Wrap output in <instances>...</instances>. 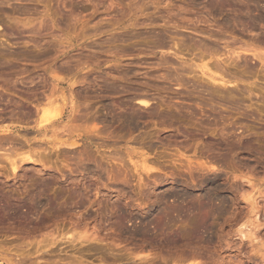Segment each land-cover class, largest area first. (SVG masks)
<instances>
[{
	"label": "rangeland",
	"instance_id": "374dc122",
	"mask_svg": "<svg viewBox=\"0 0 264 264\" xmlns=\"http://www.w3.org/2000/svg\"><path fill=\"white\" fill-rule=\"evenodd\" d=\"M233 1L0 0V264H264V23ZM79 153L103 176L82 178ZM210 158L237 201L218 214L191 207Z\"/></svg>",
	"mask_w": 264,
	"mask_h": 264
},
{
	"label": "bare ground",
	"instance_id": "6f19581e",
	"mask_svg": "<svg viewBox=\"0 0 264 264\" xmlns=\"http://www.w3.org/2000/svg\"><path fill=\"white\" fill-rule=\"evenodd\" d=\"M245 0H240V1H237V2H234L232 5L236 8V9H238V10H242L243 11V16H242V19H244L243 21L246 23V25H248L249 27L248 28H250V27H252V28H256L257 26H258V24H260L259 22H263L264 23V9H263V7H261V3H260V1L261 0H247V1H245ZM232 3V2H231ZM264 3V2H263ZM218 5V4H217ZM216 5V6H217ZM220 5V4H219ZM226 5V4H225ZM263 9H261V8ZM216 9L215 10H218V9H221V7H219V6H217V7H215ZM260 8V9H259ZM231 9V8H230ZM255 9H258V10H261L260 11V14H256L255 15V13H254V10ZM223 10V9H222ZM235 10V9H234ZM217 12V11H216ZM259 12V11H258ZM258 12H256V13H258ZM221 13V12H220ZM239 15V14H238ZM235 18V17H234ZM239 19V18H238ZM240 20V19H239ZM242 21V20H241ZM239 22V21H238ZM237 22V23H238ZM247 28V29H248ZM252 30V29H251ZM254 31V30H253ZM262 41V40H261ZM263 43V42H262ZM264 45V44H263ZM252 49V48H251ZM255 50H256V48H254ZM253 50V49H252ZM233 53H237V52H235V51H232ZM238 54V57H239V55H240V53H237ZM264 54V53H263ZM253 55L254 56H256V58L258 59H260V60H262L263 62H264V55L262 56L261 55V52H253ZM240 57H242L241 55H240ZM239 57V58H240ZM204 59V58H203ZM202 59V60H203ZM216 66H219L218 64H216ZM201 69H202V72L204 73V74H208L213 80H216V81H221L220 83H223V84H226V80L225 79H223L221 76H219V75H215V74H211V73H209V67H207V65H204V66H202V67H200ZM215 68V67H214ZM218 68V67H217ZM216 69V68H215ZM223 75V74H222ZM210 78V79H211ZM212 80V81H213ZM214 82V81H213ZM217 83H219V82H217ZM219 83V84H220ZM229 84V83H228ZM220 85H222V84H220ZM224 86V85H223ZM61 90V89H60ZM64 90H65V88H64ZM55 91V90H54ZM66 91V90H65ZM65 91H64V93H65ZM64 93H61V94H63L62 96L60 95V100H59V98H52L51 96H50V98L45 102V104H44V106L45 105H47V106H43V108H40V110L38 111L39 113L41 112V117H40V115H39V117H40V119H39V126L38 127H40L41 129L40 130H43V128H46L49 124H51L52 122H55V121H57L59 118H63L64 117V114H65V106L67 105V103L69 102L68 101V98H67V96L64 94ZM54 94H55V92H54ZM53 96V95H52ZM59 96V95H58ZM145 96V95H144ZM54 97V96H53ZM43 101H45V100H43ZM138 103L139 104H141V105H143V106H147V105H149V101L150 100H148V98H143V97H140L138 100ZM72 102V101H71ZM25 112V111H24ZM36 112V111H35ZM22 114V113H21ZM17 115V114H16ZM136 115H137V112H136ZM123 116V118H124V120L126 121V122H130V123H132V121H134V119H135V114H130V112H129V114L127 113V115L124 117V115H122ZM138 116V115H137ZM14 118V117H13ZM121 119V118H120ZM138 119V118H137ZM60 120V119H59ZM37 124V125H38ZM65 124V123H64ZM65 125H67V124H65ZM65 125H63L62 124V126L64 127ZM69 125H71V124H69ZM74 125V124H73ZM129 125V124H128ZM133 125V124H132ZM57 127V126H56ZM56 127H54L55 128V130L54 129H52V131H56V129L58 130L59 129V127L58 128H56ZM70 127V126H69ZM62 128V127H61ZM61 128L58 130L59 132L61 131ZM64 128H68V127H64ZM71 128V127H70ZM73 128V127H72ZM51 129V128H50ZM69 129V128H68ZM45 131V130H44ZM42 132V133H45V132ZM58 131H56V132H58ZM68 131L69 130H67V132H65V133H68ZM39 132V131H38ZM56 132H53L52 133V135L50 136V135H48L49 137H51V138H49V142H61V140H58V138H57V136H56ZM58 132V133H59ZM76 132V131H75ZM39 133H41V132H39ZM54 133H56V134H54ZM64 133V132H63ZM47 134V133H46ZM70 136H71V134L70 133H68ZM40 135V134H39ZM43 135H45V134H43ZM59 135V134H58ZM63 135V134H62ZM47 136V135H46ZM56 137V138H55ZM57 139V140H56ZM60 139V138H59ZM69 139V138H68ZM8 140H9V138H8ZM50 140H53V141H50ZM6 141H7V138H6ZM13 141V140H12ZM48 141V140H47ZM64 141V140H63ZM72 141V140H71ZM1 143V142H0ZM78 143V140L76 141L75 139H73V141L72 142H70V143H68V145H70V147L71 146H74V145H76ZM2 144V143H1ZM0 144V145H1ZM5 144H7V143H5ZM56 144V143H55ZM66 144V143H65ZM9 145V144H8ZM63 145V144H62ZM14 146V145H13ZM53 146V145H52ZM60 146V145H59ZM58 146V147H59ZM2 147H4V146H2ZM14 148V147H13ZM16 149V148H15ZM14 150V149H13ZM13 152V151H12ZM14 152H16V151H14ZM8 153H10V152H8ZM26 153V152H25ZM34 153V152H33ZM11 155V154H10ZM34 155L35 154H33L32 155V153H27V154H24L22 157H20L21 158V160L25 163V161L27 162V161H30V162H32V161H36L35 160V158H36V156L34 157ZM209 155V154H208ZM18 157V156H17ZM225 157V156H224ZM72 158V157H71ZM93 158V157H92ZM223 158V157H222ZM222 158H221V160H222ZM37 159V158H36ZM74 161H75V164L77 165L76 166V169H78V173L81 175V177L82 178H85L86 176H88V177H90V178H94L95 177V173H98V171L100 172L99 173V175L100 174H102L103 172H105L104 171V169H100V167L98 166V164L97 163H95L94 162V160H92L91 159V157H89V156H86V155H84V154H82V153H79L78 155H76L75 157H74ZM209 159V158H208ZM211 159V158H210ZM216 160L217 159H215V158H213V159H211L210 161H211V163L210 164H200L199 165V168L198 167H196V168H198L197 170H199L200 171V179H198L196 176V181L198 182L199 180L202 182V186H204L205 185V190H204V192H203V198H201V199H203L204 200V205H206V206H203L200 202H203V201H198L197 203H199L200 205H193V206H191V207H193V208H195L196 210L197 209H206V207H208V206H210V208L208 207V209H210V210H213L215 213H219L222 209H224L225 208V204H228V203H230V202H232V203H234V204H237V201L234 199V200H232V198L231 199H229V198H227V197H225V196H221V197H219L217 194V192L218 191H222V190H224L225 189V186H224V182L222 183L221 181H216V177H217V173H218V170L220 169L219 167H218V165L215 163L216 162ZM70 161V160H69ZM144 161V160H143ZM19 162V161H18ZM192 162V161H191ZM218 162H219V160H218ZM20 164V163H19ZM72 164V163H71ZM102 164V163H101ZM69 165V164H68ZM72 165H69V169H70V171L71 172H73V167H71ZM19 165H17V163L16 162H13L12 163V169H13V171L14 172H16L17 171V169H19ZM24 167V166H23ZM147 167H148V165H147ZM37 169V168H36ZM140 169V168H139ZM146 169V168H145ZM152 170V167H150L148 170ZM154 169V168H153ZM38 171V170H37ZM37 171H35V172H37ZM145 171V170H144ZM189 171H190V169H189ZM148 172V171H147ZM192 172V171H191ZM34 173V172H33ZM38 173V172H37ZM39 173H41L40 171H39ZM107 173V172H106ZM109 173V172H108ZM20 174V173H19ZM17 175H18V173H17ZM26 175V174H25ZM99 175H98V178H99ZM21 176V175H20ZM27 176H28V174H27ZM66 176V175H65ZM69 176V175H68ZM101 176V175H100ZM102 176H103V174H102ZM172 176V175H171ZM171 176H169V177H171ZM40 177V176H39ZM50 177V176H49ZM108 177H109V179H116V175H115V177H113V173L111 174V173H109L108 174ZM41 178H42V175H41ZM87 178V177H86ZM97 178V177H96ZM174 178L175 177H173L172 176V178H170L171 179V181H174ZM52 179V178H51ZM50 179V180H51ZM120 179V178H119ZM49 180V181H50ZM91 180V179H90ZM194 180V179H193ZM35 181V180H34ZM45 182H47V181H45ZM199 185V184H198ZM200 185V186H201ZM207 185V186H206ZM44 186H45V184H44ZM201 188V187H200ZM171 193V192H170ZM167 194V193H166ZM166 194H163V197H162V199H164L165 198V196H166ZM169 194V193H168ZM176 194V193H175ZM178 194V193H177ZM180 194V193H179ZM181 195V194H180ZM170 196H172V195H170ZM179 196V195H178ZM184 196V195H183ZM168 197V196H167ZM182 197V196H181ZM218 202V206H215L214 204L216 203L217 204V202ZM256 201V200H255ZM251 202H252V200H251ZM196 203V202H195ZM196 203V204H197ZM220 204V205H219ZM195 206V207H194ZM257 206V205H256ZM190 207V206H189ZM203 207V208H202ZM222 207H224V208H222ZM165 208V207H164ZM164 208H162V207H159L158 208V212L160 213V212H163L164 211ZM192 209V208H191ZM208 209H207V211H208ZM257 209V208H256ZM256 209H255V211H256ZM209 210V211H210ZM208 211V213H210V212H213V211H210L209 212ZM224 211V210H223ZM198 212H199V210H198ZM213 212V213H214ZM254 212V211H253ZM19 213V212H18ZM17 213V214H18ZM185 213V212H184ZM208 213H205V214H207L208 215ZM217 213V214H218ZM220 213H222V212H220ZM179 215H180V213H179ZM182 215V214H181ZM186 215V214H185ZM212 215H215V214H212ZM182 216H184V215H182ZM204 216V215H203ZM177 217V216H176ZM212 217V216H211ZM171 218V217H170ZM209 218V217H208ZM149 219V218H148ZM200 219V218H199ZM206 219V218H205ZM169 220H171V219H169ZM209 220V219H208ZM208 220L206 221V220H203V221H206V222H204V223H206V224H204L203 225V221H201L202 222V226H203V228H207L208 227ZM146 221H147V219H146ZM173 221V220H172ZM154 220H153V218H151V219H149L148 220V224H151V223H153L154 224ZM196 222V221H195ZM200 222V221H199ZM195 224H198V225H196L195 226V232H197L199 229H200V227H201V224L199 225V223L197 222V223H195ZM210 225V224H209ZM144 226V225H143ZM156 226V225H155ZM157 226H158V224H157ZM156 226V227H157ZM142 227V226H141ZM140 227V228H141ZM147 227V226H146ZM159 227V226H158ZM212 226H210V228H211ZM139 228V231H144L143 233H145V231L147 230L146 228L145 229H140ZM161 228V227H160ZM202 228V229H203ZM209 228V227H208ZM213 229V228H212ZM204 230V229H203ZM207 230V229H206ZM136 232H138V231H136ZM195 232H194V234H195ZM198 232H201V229H200V231H198ZM203 232V231H202ZM204 232H206V231H204ZM139 233V232H138ZM211 233H212V231H211ZM211 233H209L210 235H208V236H206V237H208L207 239H209V240H213V235H211ZM244 233V232H243ZM242 233V234H243ZM199 234V233H198ZM253 236V235H252ZM251 236V237H252ZM205 237V236H204ZM241 238V237H240ZM242 238H243V236H242ZM242 238H241V241H242ZM254 238V237H253ZM256 238V237H255ZM249 239V238H248ZM252 239V238H251ZM251 241V240H250ZM253 241V240H252ZM254 242V241H253ZM263 243H264V241H263ZM261 244V245H263V246H261V245H257V247L258 246H261L260 248H258L257 249V251H261V249L263 250L262 252H264V244ZM257 244V243H256ZM174 248V247H173ZM196 253V252H195ZM259 253V252H258ZM261 254V253H260ZM263 254V253H262ZM195 256H198V255H195Z\"/></svg>",
	"mask_w": 264,
	"mask_h": 264
}]
</instances>
